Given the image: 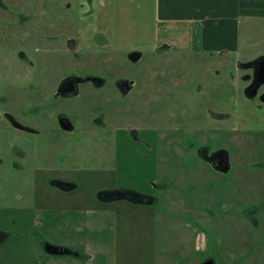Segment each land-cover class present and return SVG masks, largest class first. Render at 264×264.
<instances>
[{
    "label": "rangeland",
    "instance_id": "rangeland-1",
    "mask_svg": "<svg viewBox=\"0 0 264 264\" xmlns=\"http://www.w3.org/2000/svg\"><path fill=\"white\" fill-rule=\"evenodd\" d=\"M0 1L8 8L5 13L9 12L7 20L12 23L26 22V26H32L36 17H29L41 7L46 10L48 22L61 21L64 29H70L58 39L60 51L51 50L50 43L55 38L49 35L47 49H44L47 55L43 56L39 64L41 71L35 78L24 73L12 77L0 75V93L7 94V88L12 87L7 102L1 103L0 111L8 110L18 115L24 110L36 127L40 129L47 120L50 128L49 133L40 129V134H28L9 125L0 114V146L7 151L14 145H21L30 148L28 153H32L24 164L29 171L33 167L32 176L28 173L13 175L12 183L9 180L11 172L5 178L0 175V204L4 205L0 206V230L6 227L13 234L9 243L13 250L9 254L12 264H18L22 258L32 260L31 255L22 252L27 249L32 254L33 242L40 240L32 222L38 214V207L65 204L77 205L83 210L105 203L118 212V264H167L170 260L186 264L188 259L184 260L178 254L183 247L191 250L189 260L198 264L207 259H213L216 264H238L239 261L240 264H264V154L252 150L254 141L251 139L254 137L230 133L228 128L236 121L217 118L219 112L233 110L236 113L235 110L248 105L241 91L242 83L238 82L237 69L239 62L246 60L247 53L264 51V15L241 18L238 52L211 55L145 48L141 58L133 62L131 52L123 44L127 31H134L131 25H127L125 19L129 17L126 15L136 16L144 4L142 11L150 18L153 16V10H150L152 0H93L96 6L85 5L79 13L80 8L76 6L79 0ZM4 11L0 5L1 30L5 25L2 26L6 17ZM96 21L109 35L107 48L102 51L106 56L95 55L91 61L75 59L65 47L66 38L75 34L73 30L78 23L89 22L97 27ZM109 22L113 25L110 26ZM133 40L130 36L129 41L132 43ZM137 43L138 46L145 45ZM88 67L105 78L106 89H113L120 75L135 77L129 96L133 95L140 80L137 71L146 74L148 69L158 68L160 76L166 75L172 83L166 81V91L156 103L160 130L157 158L128 154L131 168L124 173L119 170L117 184L112 183L115 174L110 171L111 167L100 168L97 174L90 170L100 160L107 161L112 157L107 143H98V139L95 141L85 135L72 141L74 132L64 131L57 123L56 113L66 112L68 108L72 114L77 99L55 97L57 82L71 69ZM39 88L42 99L35 95ZM28 92L30 96L26 94ZM183 93L188 96L189 122H184L183 117L177 120L184 102ZM49 103L51 106L43 109V104ZM172 128L175 133L169 134L165 140L162 135L168 134ZM185 128L191 130L186 138L190 136L192 145L182 137ZM201 142L207 148V155L219 148L227 149L229 170L222 172L212 168L203 154L196 151ZM15 161L19 164L18 159ZM41 165L44 171L35 172V176L34 169L40 170L38 166ZM3 168L5 171V165ZM57 178L68 179L71 183L80 179L81 183L74 189L62 190L52 184ZM122 187L151 195L153 202L132 204L123 199L104 201L98 197L100 191ZM177 218L187 220L203 232L205 244L202 247L198 248L199 241L194 235L185 238L180 227L171 226L170 220ZM35 244L41 249L38 242ZM236 247L240 253H245L243 260V257L239 260L230 254L234 252L232 248L237 250ZM4 248L0 247V251ZM245 258L249 261L244 263Z\"/></svg>",
    "mask_w": 264,
    "mask_h": 264
},
{
    "label": "flooded vegetation",
    "instance_id": "flooded-vegetation-1",
    "mask_svg": "<svg viewBox=\"0 0 264 264\" xmlns=\"http://www.w3.org/2000/svg\"><path fill=\"white\" fill-rule=\"evenodd\" d=\"M0 5L6 10L4 11V15H6L5 21L2 22V26L5 25L2 30L0 26V75L12 77V75L24 73L35 78L41 71L39 64L43 61V56L47 55L44 49H47V38L50 37L49 35H51L52 39L55 38L50 43L51 50L60 51L61 46L58 39L65 33V30L69 31L70 29H64L61 21L48 22L46 20V10L41 7L34 12V16L29 17V19L36 17L32 26H26V22L12 23L7 20L9 12L5 13L8 9L6 5L1 3V1ZM85 5L91 8V0H79L76 5L77 8H80L78 13ZM73 31L75 34L68 36L64 43L66 49L72 53L75 59L91 61L90 59H93L95 55L102 58L106 56L102 52V49L107 48L109 41L106 29H101L100 26H93L89 22H83L78 23ZM97 38L102 39V41H98ZM52 54L56 55L53 52ZM131 54L133 62H137L140 58L138 54L135 51H132ZM39 60L40 62L38 63ZM54 70H57V68ZM237 70L239 71L238 82L242 83L241 91L248 105L235 110L236 113L233 110L224 113L219 112V114L217 113V118L236 121L234 125L231 124V127L228 128L231 131L230 133L234 132L237 136L247 134L250 137H254L251 139L254 141L252 150L254 153L264 154V51L248 54L246 60L239 62ZM160 72L161 70L158 68L148 69L146 74L137 71L136 75L140 80L136 84L132 96L128 94L133 90L135 77L120 75L116 78L113 89H106L105 78L91 67L71 69L56 84L55 97H61L65 100L77 98L73 103L72 114H70L68 108L66 112L59 111L56 113L58 125L64 131L74 132L72 141L80 140L85 135L95 141L98 139V143L101 141L107 143L112 157L107 161L100 160V163L92 166L90 170L97 174L100 172V168L111 167L110 171L115 174L112 181L114 184L118 183L117 176L123 166L120 158L124 153L130 152L135 155L152 156L153 158H157L159 154L160 130L157 124L158 104L156 103L162 97L161 94L166 91L167 85L165 83L168 81L165 77L166 75L162 74L164 77L160 76ZM162 81H164V84H160ZM127 82H131L130 87H124ZM238 82L236 83L237 85H239ZM168 83L172 84L170 81ZM103 87L104 89L102 90ZM11 89L12 87L9 86L7 94L4 91L0 93V105L7 102ZM159 90H161V93ZM26 94L30 96L29 92ZM183 94L184 108L182 109V104L179 108L180 115H178L177 120L183 117L184 122H189L188 105H186L188 96L185 93ZM35 95L36 98L42 99L40 88L36 90ZM49 106H51V103L43 104V109H47ZM0 114L9 125L19 131L32 135L40 134V129L44 133H49L50 131L47 120L42 123L39 129L32 124L31 117L24 110L18 115L8 110L0 111ZM169 132L162 135L166 137L165 140L170 136L169 134H174L175 130L172 128ZM189 133H191V130L185 128L182 137L189 145H192L190 136L188 139L186 138ZM29 149H25L21 145H14V147L5 151L0 146V175L3 178L6 177L3 175L2 169L4 165L9 163V168H12V170L28 173L32 176L33 167L31 166V171H29L24 166L26 160L32 157V153H28L31 151ZM219 149L213 152L218 155L224 154ZM196 151L197 153H202L203 156L208 153L205 144L202 142L200 146L196 147ZM15 158L19 160V164L16 163ZM261 163L263 164V162ZM1 164L3 165L1 166ZM38 168L40 170L34 169L35 176H37L35 172L41 173L44 171L42 165L38 166ZM59 180L69 181L68 179ZM79 180L72 181L78 186L81 183ZM39 183L42 184V182ZM3 235L0 232V238Z\"/></svg>",
    "mask_w": 264,
    "mask_h": 264
},
{
    "label": "crops",
    "instance_id": "crops-1",
    "mask_svg": "<svg viewBox=\"0 0 264 264\" xmlns=\"http://www.w3.org/2000/svg\"><path fill=\"white\" fill-rule=\"evenodd\" d=\"M92 4L96 6L93 0H91V7ZM143 5L141 4L136 16L126 15L129 17L125 19L126 23L128 26L131 25L134 31L132 33L127 31L123 41L129 51L138 52L140 58L145 48L159 52L195 51L211 55L217 52L224 55L228 51L238 52L241 18L264 15V0H152L150 10H153V16L150 18L147 13H143ZM110 19L113 20V17L111 16ZM109 25L113 24L109 22ZM130 36L134 38L132 43L129 41ZM137 41L145 45L138 46ZM128 154L130 152L124 153L120 158L123 163L121 168L123 173L131 168ZM5 168V171L4 168L2 169L3 175L8 176L11 172L9 180L13 183L12 176L20 175V172L9 168V163L5 165ZM3 181L5 183V180ZM52 184L58 187L55 181ZM103 203L105 202L103 201ZM0 206L4 205L0 204ZM60 207L66 208V210L59 209ZM36 212L38 214L32 222L40 240L33 242L34 248L30 246L32 254L27 249H23L22 253H25L26 256L31 255L32 260H27V258L24 261L22 258L17 261L18 264H118V212L115 207L105 203L104 206L100 204V206L81 210L77 205L47 204L38 207ZM170 222H172L171 226L181 228V234L185 238L194 235V239L199 241L198 248L205 244L203 232L195 229L187 220L177 218ZM7 229L9 228H3V230L9 231ZM12 239V233L4 234L0 238V247H5L0 251V264H12L9 257V254L13 253L11 245L9 246ZM36 242L41 249L37 247ZM44 242L77 251L78 255L49 254L43 250ZM236 248L237 250L232 248L231 251L234 252L230 254L240 260L245 253H240L238 247ZM178 252L184 260L188 259L186 264H198L189 260L191 252L189 248L183 247ZM161 258L164 259V257ZM243 259L244 257L241 260ZM248 261L249 259L245 258L244 263ZM240 263L239 261L238 264ZM167 264L184 263L170 260V262L167 261Z\"/></svg>",
    "mask_w": 264,
    "mask_h": 264
},
{
    "label": "water",
    "instance_id": "water-1",
    "mask_svg": "<svg viewBox=\"0 0 264 264\" xmlns=\"http://www.w3.org/2000/svg\"><path fill=\"white\" fill-rule=\"evenodd\" d=\"M136 52V51H135ZM138 54V57L140 54ZM131 82H127L124 87H130ZM224 154H215L213 152L212 154H208L206 156H203V158L210 164V166L216 170H220L222 172H226L230 168V160H229V153L228 150L225 148L219 149ZM218 150V152H219ZM56 186L62 190H70L75 185V183H71L64 180L55 181ZM99 199H102L104 201H113V200H119L123 199L126 200L132 204H150L153 202V196L140 193L139 191L128 189V188H119L115 190H106V191H100L98 193ZM43 250L49 254H72V255H78L77 251L71 250L69 248L63 247V246H57L54 244H50L47 242H44L43 244ZM202 264H216L213 259H207Z\"/></svg>",
    "mask_w": 264,
    "mask_h": 264
},
{
    "label": "trees",
    "instance_id": "trees-1",
    "mask_svg": "<svg viewBox=\"0 0 264 264\" xmlns=\"http://www.w3.org/2000/svg\"><path fill=\"white\" fill-rule=\"evenodd\" d=\"M7 230H8V229H7ZM0 232H2V233L5 234V235H8V234L10 235V231H5V230L1 229Z\"/></svg>",
    "mask_w": 264,
    "mask_h": 264
}]
</instances>
